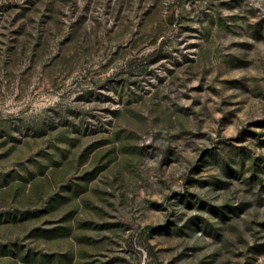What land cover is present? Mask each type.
<instances>
[{"label": "rangeland", "instance_id": "obj_1", "mask_svg": "<svg viewBox=\"0 0 264 264\" xmlns=\"http://www.w3.org/2000/svg\"><path fill=\"white\" fill-rule=\"evenodd\" d=\"M0 264H264V0H0Z\"/></svg>", "mask_w": 264, "mask_h": 264}]
</instances>
